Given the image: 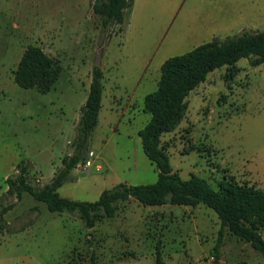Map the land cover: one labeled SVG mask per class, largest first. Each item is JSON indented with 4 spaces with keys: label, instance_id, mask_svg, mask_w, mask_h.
<instances>
[{
    "label": "rangeland",
    "instance_id": "1",
    "mask_svg": "<svg viewBox=\"0 0 264 264\" xmlns=\"http://www.w3.org/2000/svg\"><path fill=\"white\" fill-rule=\"evenodd\" d=\"M18 1L0 0V194L20 162L29 166L33 181L43 184L61 166L62 157L72 153L100 48L113 49L119 66L130 70L129 78L125 88L119 77L120 87L112 86L111 97L117 101L112 109L100 111L87 143L92 154H87L85 165L70 172L58 192L73 200L94 201L119 182L154 183L157 169L144 154L138 131L150 119L140 104L156 89L157 64L191 50L196 42L213 39L206 36L215 24L225 29L216 36L219 39L243 30H264V0H144L134 10L130 27L129 19L121 32L118 25L112 26L110 38L103 42L99 20L89 16L94 0L88 9L84 0H53L48 15L59 28L53 32L33 22L21 26L23 16L10 8ZM75 16L80 29L71 32L69 21ZM89 42L93 52L86 51ZM30 44L60 61L59 78L47 93L20 87L14 80L18 61ZM145 58L147 71L133 92L138 61ZM229 67L214 69L189 93L185 118L162 136L161 143L171 167L183 178L196 174L214 187L229 179L264 189V63L253 67L241 58L233 76ZM105 94L104 90V105ZM5 220L17 231L0 234V264H264L263 256L227 227L215 262L221 222L202 204L149 206L131 198L119 203L113 217L86 227L76 213L51 212L25 192ZM260 232L264 237V229Z\"/></svg>",
    "mask_w": 264,
    "mask_h": 264
},
{
    "label": "trees",
    "instance_id": "2",
    "mask_svg": "<svg viewBox=\"0 0 264 264\" xmlns=\"http://www.w3.org/2000/svg\"><path fill=\"white\" fill-rule=\"evenodd\" d=\"M133 3L134 0H94L91 3L89 16L99 20L103 42L110 38L112 26L118 25V30H123ZM241 58H247L253 67L264 63V30H243L224 39L215 37L185 53L166 58L160 66L156 89L143 98V111L150 115V119L138 131L142 150L157 169V180L151 184L137 185L119 182L102 190L94 201H78L62 197L58 189L72 170L79 164H85L90 151L87 143L98 123L103 72L100 65H93L88 96L80 108L75 128L72 153L62 157L61 166L46 183L41 184L38 179L33 181L34 176L29 173V166L25 162H20L16 172L6 177V189L0 194V234L17 231L8 225L5 214L25 192L35 200L44 202L51 212L76 213L86 227L94 226L100 218L113 217L119 203L131 198L149 206L172 204L194 207L202 204L211 208L221 222L214 246L215 262L219 258L225 227L249 243L264 258V237L260 232L264 229V189L229 179L218 181L214 187L196 174L183 178L171 167L161 143L162 136L174 131L185 118L189 93L216 68L228 65L229 75L233 76L238 70L235 63ZM60 72V61L56 56L38 45L30 44L17 64L14 80L20 87L47 93L56 83ZM11 197L16 198V202Z\"/></svg>",
    "mask_w": 264,
    "mask_h": 264
},
{
    "label": "crops",
    "instance_id": "3",
    "mask_svg": "<svg viewBox=\"0 0 264 264\" xmlns=\"http://www.w3.org/2000/svg\"><path fill=\"white\" fill-rule=\"evenodd\" d=\"M30 1H31L30 5L23 4V2H25V0H19L18 2H12L11 3V7H10L11 10L13 12H15L18 15V17H19V15L23 16V18H19V23L21 24V26H23L24 22H26V23L27 22H33L35 25L38 24L40 26H43L44 29L50 30L52 32L57 31V29H59V28H58V24L56 23V20H54L52 16L48 15V14H50V8L54 7L53 0H30ZM142 1H144V0H134L133 6H132L133 8L131 10V14H130V18H129L128 28L130 27V24L132 22V16H133L134 10L136 11L138 9V6H140V3ZM84 3H85L86 9H88L90 0H84ZM64 8L67 9V3L64 5ZM38 17H40V19H41L40 23L35 20V19H39ZM76 21H77L76 16L74 19H72V21L71 20L69 21V30H72L71 32H73V31L76 32L77 30L80 29V28H77ZM205 21L210 23V20H205ZM213 21L214 20H211V22H213ZM13 22H11V25ZM64 23L67 24V20H65ZM15 27H18L17 23H16ZM89 27H90V25H89ZM89 27L86 29L85 32L89 31ZM25 30H26V28L23 27V33L25 32ZM224 31H225V29L223 26H220V25L217 26L215 24V26L212 27L211 32L208 33V36H206V38H209V39L215 38L216 36L222 35L224 33ZM78 32H83V31H78ZM201 43L202 42H200V43L196 42L195 46H197ZM83 44H85V43H83ZM85 45L87 48L86 51H88V50L92 51L93 50L91 42H89L88 45H87V43ZM112 53H114L113 49H106L105 51H103V54H102L100 67H101V70L103 72V80L106 82L107 88L103 86L100 111L103 107L106 108V106L108 107V109H112V108H110V106L114 102L117 101L116 97L114 100L112 99L110 90L115 89L114 87H120V83H118V86L116 84L118 77L122 83L121 84L122 88L126 87V81L129 78L128 72H130V70L121 68L119 66V64L121 62L116 60L117 57L113 56ZM164 60L165 59H163V58L160 60V62L157 64L158 69L155 70V72L157 74L156 75V78H157L156 87H157V82H158L159 74H160V66ZM148 65H149V59L148 58L141 59L138 61V65H137L138 73L135 75L136 78L134 81L136 83H135V88H134L133 92L135 91V89H137L138 87L141 86L140 83L142 82L143 76L145 75V73L147 71ZM114 71H116L117 74H114ZM112 86H114V87H112ZM104 90L106 91L105 98H107V100H108V102H107L105 99V105L103 102ZM149 93H151V92H149ZM149 93H147V94H149ZM147 94H145V95H147ZM132 95H134V94H132ZM86 99H87V97H86ZM140 108L143 111L142 104H140ZM100 111H99V116H100ZM99 116H98V121H99ZM52 174H54L53 170H52Z\"/></svg>",
    "mask_w": 264,
    "mask_h": 264
},
{
    "label": "water",
    "instance_id": "4",
    "mask_svg": "<svg viewBox=\"0 0 264 264\" xmlns=\"http://www.w3.org/2000/svg\"><path fill=\"white\" fill-rule=\"evenodd\" d=\"M102 48H100L97 51V54L95 55V59H94V65L99 66L101 64V57H102Z\"/></svg>",
    "mask_w": 264,
    "mask_h": 264
},
{
    "label": "built area",
    "instance_id": "5",
    "mask_svg": "<svg viewBox=\"0 0 264 264\" xmlns=\"http://www.w3.org/2000/svg\"><path fill=\"white\" fill-rule=\"evenodd\" d=\"M89 153L92 154V153L89 151V152H88V155H89ZM88 155H87V156H88ZM87 156H86V162H87V159H88ZM86 162H85V164H86ZM85 164H83V165H85ZM81 165H82V164H81Z\"/></svg>",
    "mask_w": 264,
    "mask_h": 264
}]
</instances>
